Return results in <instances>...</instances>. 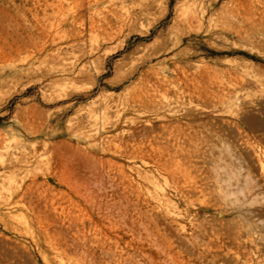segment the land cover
Instances as JSON below:
<instances>
[{
	"label": "rangeland",
	"instance_id": "1",
	"mask_svg": "<svg viewBox=\"0 0 264 264\" xmlns=\"http://www.w3.org/2000/svg\"><path fill=\"white\" fill-rule=\"evenodd\" d=\"M261 149L264 0H0V264L264 258L225 196Z\"/></svg>",
	"mask_w": 264,
	"mask_h": 264
},
{
	"label": "bare ground",
	"instance_id": "2",
	"mask_svg": "<svg viewBox=\"0 0 264 264\" xmlns=\"http://www.w3.org/2000/svg\"><path fill=\"white\" fill-rule=\"evenodd\" d=\"M166 107H168V106H166ZM101 110H102V108H101ZM114 116L116 118V115H114ZM116 121H118V119ZM113 124H114V122H113ZM115 125H117V124H115ZM90 138H92V137H90ZM256 151L259 153L260 174L254 175V174L248 172L247 175H243V177H242L240 172L235 173L233 170L229 171V179L235 180V183H232V182L230 183V180H228V181L226 180L227 181L226 182L227 191L225 193L226 197H230L232 199V202H234V205H235V208L237 209V211L245 217L244 218L245 222H243L241 224V228L243 229L244 234L246 235V240L249 243H251L252 245H254L255 248L259 247L260 245H264V220L261 218L262 212H260V209L257 208V206L255 204H253L252 202L250 203V201L257 200L256 197L259 196V194H261L264 191V149L256 150ZM20 160L21 159L17 156L14 158L13 156H9V155L3 156L0 154V164L4 168H6V167L12 168V166H14L16 164L18 165ZM128 167H130V166L128 165ZM152 180L157 181V180H159V178L152 176ZM145 195L149 199H151L152 201L153 200L154 201L159 200L162 203V205H160L162 207H158L157 205H155V206L158 208H161L164 212V215L166 217L171 218L177 224L179 230H181V231L184 230V226L182 225L183 222L185 221L184 216L181 215V219H178L176 217L175 218L170 217L171 215L169 216V212L167 211V209H168L167 197L170 196L169 194H160V193L151 192V191L147 190L145 192ZM12 201L13 202H11V203H17L18 202L17 200H14V199ZM202 230L203 229L201 228L198 230V232H201ZM152 244L153 245H151V242L149 241L150 247L151 246L157 247V244L155 242ZM245 264H264V258H261V257H257L256 259L249 258L246 260Z\"/></svg>",
	"mask_w": 264,
	"mask_h": 264
}]
</instances>
